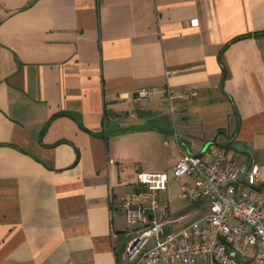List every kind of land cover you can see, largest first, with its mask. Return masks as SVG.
I'll return each instance as SVG.
<instances>
[{
	"label": "crops",
	"instance_id": "crops-1",
	"mask_svg": "<svg viewBox=\"0 0 264 264\" xmlns=\"http://www.w3.org/2000/svg\"><path fill=\"white\" fill-rule=\"evenodd\" d=\"M210 144L264 185V0H0V264H126L136 173Z\"/></svg>",
	"mask_w": 264,
	"mask_h": 264
},
{
	"label": "built area",
	"instance_id": "built-area-1",
	"mask_svg": "<svg viewBox=\"0 0 264 264\" xmlns=\"http://www.w3.org/2000/svg\"><path fill=\"white\" fill-rule=\"evenodd\" d=\"M154 92L141 87L135 98ZM172 180L180 182L175 201L162 193ZM120 207L134 225L124 247L126 264H264L259 166L238 164L217 144L184 152L171 175L137 172L136 188L120 197Z\"/></svg>",
	"mask_w": 264,
	"mask_h": 264
},
{
	"label": "rangeland",
	"instance_id": "rangeland-1",
	"mask_svg": "<svg viewBox=\"0 0 264 264\" xmlns=\"http://www.w3.org/2000/svg\"><path fill=\"white\" fill-rule=\"evenodd\" d=\"M143 140V137H142ZM145 141V140H143ZM162 150V148H159L158 151L160 152ZM173 150H175L173 148ZM166 150L163 149V154H165ZM140 164H138V166H142V169L144 170H149V171H153V170H170V166L172 161H166L164 159V157L162 155H156V157H154L152 154L149 153V151H147L146 149L143 148V152L140 153ZM169 174L171 175V172H169ZM184 179L182 178V181ZM179 183L177 181L172 180L167 187L166 191H163V195L164 197H166L169 201H175L177 200V194L179 192ZM127 191H131L130 189ZM124 228L126 229V231L128 232H132L134 225L129 224L127 221L123 220L122 222Z\"/></svg>",
	"mask_w": 264,
	"mask_h": 264
}]
</instances>
